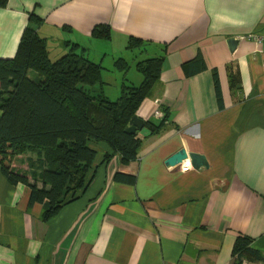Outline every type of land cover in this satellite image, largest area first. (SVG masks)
Here are the masks:
<instances>
[{
  "label": "crops",
  "instance_id": "obj_1",
  "mask_svg": "<svg viewBox=\"0 0 264 264\" xmlns=\"http://www.w3.org/2000/svg\"><path fill=\"white\" fill-rule=\"evenodd\" d=\"M30 13L42 18L38 32L53 59L76 43L102 64L112 100L124 83H142L138 61L164 56L160 82L136 115L159 123L163 109L169 117L154 134L138 132L143 143L128 164L119 154L102 163L110 147L95 144L89 189L47 221L42 204L30 206V187L12 184L0 165V264H235L240 235L264 253V43L247 38L264 34V0H8L0 58L16 55ZM98 24L109 25L110 40L92 37ZM131 37L145 47L128 50ZM231 38L239 40L233 50ZM120 57L135 63L119 71ZM197 57L206 69L187 73ZM182 148L203 154L208 167L190 159L167 166ZM118 172L136 183L116 181Z\"/></svg>",
  "mask_w": 264,
  "mask_h": 264
},
{
  "label": "trees",
  "instance_id": "obj_2",
  "mask_svg": "<svg viewBox=\"0 0 264 264\" xmlns=\"http://www.w3.org/2000/svg\"><path fill=\"white\" fill-rule=\"evenodd\" d=\"M7 2L0 0V8L6 7ZM41 23L42 18L30 13L16 55L0 58V165L12 184L30 187L29 204H42V217L47 221L89 189L97 169L95 144L106 143L110 147L111 151L103 156L105 164L117 154L123 164L138 158L143 138L138 133H127L126 128L160 82L164 56L138 61L142 83H124L120 96L112 100L103 90L102 64L90 60L76 43L69 52L53 59L46 39L38 32ZM92 37L110 40L109 25L95 26ZM145 45L143 39L131 37L127 49L141 50ZM115 67L126 72L130 63L120 57ZM184 69L197 73L206 65L202 57H197ZM214 82L222 104L217 70ZM231 83L232 87L237 83L234 74ZM161 111L164 116L158 118L159 123L146 122L153 134L168 122V113ZM29 154L32 155L28 157L27 170L18 157ZM115 180L134 185L137 176L118 172ZM253 243L249 236L237 238L233 249L235 264L264 263V253Z\"/></svg>",
  "mask_w": 264,
  "mask_h": 264
},
{
  "label": "water",
  "instance_id": "obj_3",
  "mask_svg": "<svg viewBox=\"0 0 264 264\" xmlns=\"http://www.w3.org/2000/svg\"><path fill=\"white\" fill-rule=\"evenodd\" d=\"M238 42L239 40L236 38H231L229 40V44L232 50L236 48ZM145 126H146V122L142 118L136 115L132 118L130 125L126 128V132L129 134H135L143 130ZM189 159L191 161L192 166L196 169H200L202 167H208V161L203 154L196 152H188L185 148L180 149L178 152L170 156L166 160V165L172 166Z\"/></svg>",
  "mask_w": 264,
  "mask_h": 264
},
{
  "label": "built area",
  "instance_id": "obj_4",
  "mask_svg": "<svg viewBox=\"0 0 264 264\" xmlns=\"http://www.w3.org/2000/svg\"><path fill=\"white\" fill-rule=\"evenodd\" d=\"M248 39L254 40L258 43H264V34H249L247 36ZM156 117L162 118L164 116L163 112L161 110L156 111ZM189 166H183L184 169H187Z\"/></svg>",
  "mask_w": 264,
  "mask_h": 264
},
{
  "label": "rangeland",
  "instance_id": "obj_5",
  "mask_svg": "<svg viewBox=\"0 0 264 264\" xmlns=\"http://www.w3.org/2000/svg\"><path fill=\"white\" fill-rule=\"evenodd\" d=\"M129 55H130V53H129ZM135 56L137 57L138 60L143 59V57H141V56L138 55L137 53H135V55L133 56V59H134ZM130 63H131V65H132V64H134L135 62H134L133 60H130ZM31 74L33 75L34 73L31 72ZM111 88L113 89L114 86L110 87V89H111ZM30 155H32V154H29V155H22V156H19V157H18V160H19L20 162H23V163L26 165V169H27V170H29L28 157H29ZM37 174H38V173H37Z\"/></svg>",
  "mask_w": 264,
  "mask_h": 264
}]
</instances>
